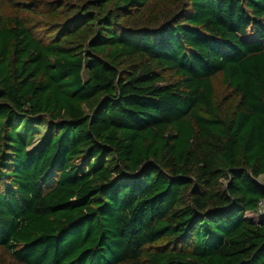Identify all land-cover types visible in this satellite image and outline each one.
I'll return each instance as SVG.
<instances>
[{"label": "trees", "instance_id": "16d2710c", "mask_svg": "<svg viewBox=\"0 0 264 264\" xmlns=\"http://www.w3.org/2000/svg\"><path fill=\"white\" fill-rule=\"evenodd\" d=\"M25 1L0 0V264H264V0Z\"/></svg>", "mask_w": 264, "mask_h": 264}, {"label": "rangeland", "instance_id": "374dc122", "mask_svg": "<svg viewBox=\"0 0 264 264\" xmlns=\"http://www.w3.org/2000/svg\"><path fill=\"white\" fill-rule=\"evenodd\" d=\"M23 2H26L25 0H15V4H18V3H23ZM29 19V21H31L33 24H35V25H37L38 26V23H40V25H42V23H43V21H44V19L43 18H41V17H37V18H34V17H30V18H28ZM217 85L219 86V87H221L222 85L220 84V83H217ZM27 123L28 122H26V125H27ZM48 131H49V128L47 127V126H45V127H43L42 129H41V133H40V135L39 136H37V138L34 140V146H32L31 148H30V150H33L34 149V147H39L41 144H43L44 143V141H45V139H46V137H47V133H48ZM24 133H25V131H24ZM27 141H29V140H27ZM259 182H261L263 185H264V176H262L260 179H259ZM257 215H250V214H247L249 217H251V218H253V219H255V220H257L259 217H260V215L258 214V213H256ZM0 259L1 260H3V261H7L8 263L10 262V263H12L13 261V259H12V257H11V255L9 254V253H7L5 250H1L0 249Z\"/></svg>", "mask_w": 264, "mask_h": 264}, {"label": "built area", "instance_id": "2783aa9c", "mask_svg": "<svg viewBox=\"0 0 264 264\" xmlns=\"http://www.w3.org/2000/svg\"><path fill=\"white\" fill-rule=\"evenodd\" d=\"M258 214H263L264 215V201H261L259 203V209H258ZM257 215V214H256Z\"/></svg>", "mask_w": 264, "mask_h": 264}, {"label": "crops", "instance_id": "0c3cea01", "mask_svg": "<svg viewBox=\"0 0 264 264\" xmlns=\"http://www.w3.org/2000/svg\"><path fill=\"white\" fill-rule=\"evenodd\" d=\"M248 214H250V215H252V214H253V215H256V213H248ZM250 215H249V216H250ZM247 216H248V215H247Z\"/></svg>", "mask_w": 264, "mask_h": 264}]
</instances>
